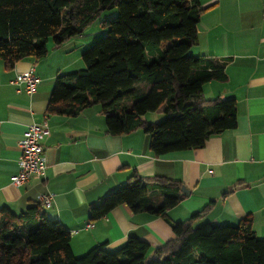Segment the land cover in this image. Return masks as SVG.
Segmentation results:
<instances>
[{
	"label": "trees",
	"instance_id": "16d2710c",
	"mask_svg": "<svg viewBox=\"0 0 264 264\" xmlns=\"http://www.w3.org/2000/svg\"><path fill=\"white\" fill-rule=\"evenodd\" d=\"M112 9L117 15L100 22L106 35L82 53L85 68L56 76L49 112L71 115L99 104L110 134L141 129L155 155L202 147L236 127V100H209L203 92L205 83L227 78L229 57L190 53L205 10L200 0H0V58L9 68L27 57L41 59L51 37L60 45ZM160 108L163 119L145 118ZM130 180L91 205L90 218L127 204L165 218L173 240L152 248L132 237L114 252L99 244L77 256L68 228L38 202L20 212L4 206L0 264H264V240L250 216L237 225H194L197 213L173 222L167 212L184 198L181 181L137 174ZM153 188L161 203L150 195Z\"/></svg>",
	"mask_w": 264,
	"mask_h": 264
},
{
	"label": "crops",
	"instance_id": "0c3cea01",
	"mask_svg": "<svg viewBox=\"0 0 264 264\" xmlns=\"http://www.w3.org/2000/svg\"><path fill=\"white\" fill-rule=\"evenodd\" d=\"M200 2L205 10L198 44L191 51L229 57L227 78L205 83L203 92L209 100H236V127L212 135L202 147L155 155L150 136L141 129L110 134L99 104L71 115L48 111L56 76L84 66L82 52L88 43L78 38L82 35L60 45L50 41L45 57H27L12 68L0 58V209L7 206L20 212L45 192L52 195L46 215L68 228L75 255L99 244L115 250L132 237L156 248L176 236L165 218L135 212L127 204L94 220L90 210L109 192L132 181L134 174L143 179L164 176L189 190L168 210L171 221H185L197 213L194 225H237L250 216L256 235L264 240V0ZM31 67L40 79L33 93L25 84L13 83ZM32 123L49 127L43 141L47 168L43 177L15 185L19 141ZM150 195L161 203L159 190L153 188ZM87 222L93 226L86 227Z\"/></svg>",
	"mask_w": 264,
	"mask_h": 264
},
{
	"label": "built area",
	"instance_id": "2783aa9c",
	"mask_svg": "<svg viewBox=\"0 0 264 264\" xmlns=\"http://www.w3.org/2000/svg\"><path fill=\"white\" fill-rule=\"evenodd\" d=\"M40 79L35 73L34 67L27 72L20 73L13 80L17 86L26 85L29 93L35 92ZM49 134V127L46 123H32L24 132V136L19 141L21 156L18 161L19 171L13 176L15 185H22L33 178L44 176L47 163L43 141ZM37 202L43 207H50L52 204V195L49 193H40ZM93 226L92 222H87L86 227Z\"/></svg>",
	"mask_w": 264,
	"mask_h": 264
},
{
	"label": "rangeland",
	"instance_id": "374dc122",
	"mask_svg": "<svg viewBox=\"0 0 264 264\" xmlns=\"http://www.w3.org/2000/svg\"><path fill=\"white\" fill-rule=\"evenodd\" d=\"M117 13H118V9H112V10H109V11H106L103 15H102V17H101V19H99L98 21H96V22H94V23H92L90 26H88L85 30H84V32L81 34L82 36L81 37H78V38H81V39H83L85 42L84 43H88V46H87V48H89V47H91L97 40H99L100 38H102L104 35H106V33H107V29L106 28H104L102 25H101V20L102 19H110V18H113V17H115L116 15H117ZM53 42V38L51 37L50 39H49V41L48 42ZM47 45H48V43H47ZM86 48V49H87ZM85 49V50H86ZM84 50V51H85ZM192 50H194L193 48H192ZM83 53V52H82ZM192 55H195V53L193 52V51H191L190 52ZM83 60V59H82ZM84 62V61H83ZM83 68H85V63H84V66L82 67V68H80V69H83ZM78 70V69H77ZM74 71H76V70H74ZM68 73V72H67ZM163 112V109L162 108H160L158 111H156V112H149L148 113V115L150 114V116H148L147 117V115H146V119L148 120V121H150V119H152V121H155V122H157V121H160L161 119H163L164 118V114L162 113ZM152 114H154L155 116H153ZM116 251V250H115ZM109 252H114V250H111V251H109Z\"/></svg>",
	"mask_w": 264,
	"mask_h": 264
},
{
	"label": "water",
	"instance_id": "95a60500",
	"mask_svg": "<svg viewBox=\"0 0 264 264\" xmlns=\"http://www.w3.org/2000/svg\"><path fill=\"white\" fill-rule=\"evenodd\" d=\"M182 192H183L185 195H188V194H189V190H188L185 186L182 187Z\"/></svg>",
	"mask_w": 264,
	"mask_h": 264
}]
</instances>
